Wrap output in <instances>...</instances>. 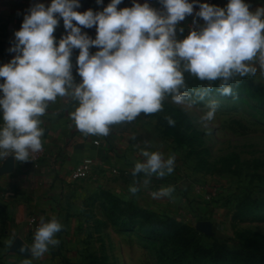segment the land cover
Here are the masks:
<instances>
[{"label": "clouds", "instance_id": "obj_1", "mask_svg": "<svg viewBox=\"0 0 264 264\" xmlns=\"http://www.w3.org/2000/svg\"><path fill=\"white\" fill-rule=\"evenodd\" d=\"M121 3L111 0L103 11L81 13L75 10L80 0H51L47 7L37 3L28 10L9 49L17 55L0 66V160L11 155L18 162L29 161L31 153L42 150L41 117L58 97L76 102L69 118L81 133L108 136L114 125L162 110L168 97L191 107L214 90L233 96L234 84H239L236 77L264 73V6L250 11L245 0H228L223 8L200 0H159L163 10H157L147 0L143 4L132 0V7L118 10ZM197 4L195 16L203 25L179 38L177 31H185L180 22ZM59 17L67 35L57 42L53 33ZM80 26H96L95 39ZM90 46L100 50L90 54ZM73 49L80 50L79 83L72 73ZM185 74L209 83L192 89ZM212 82H218L215 89ZM218 108L217 99L208 100L202 119H214ZM141 155L144 159L135 162L132 175L143 173L145 184L153 175L165 177L174 171V155L165 158L147 149ZM138 191L136 184L129 187L131 194ZM174 191V186H165L151 196L171 197ZM62 228L55 217L47 221L42 217L31 245L20 251L42 257L50 246L59 245L56 234Z\"/></svg>", "mask_w": 264, "mask_h": 264}, {"label": "rangeland", "instance_id": "obj_2", "mask_svg": "<svg viewBox=\"0 0 264 264\" xmlns=\"http://www.w3.org/2000/svg\"><path fill=\"white\" fill-rule=\"evenodd\" d=\"M245 2L250 11L264 6V0ZM8 58L0 47V66ZM263 75L236 77L233 96L214 90L191 107L168 97L162 110L119 124L132 158L142 161L144 149L174 155V171L147 184L140 173L121 192L98 190L85 206L89 221L81 237L59 232V245L42 257L20 251L31 245L37 217L21 228L0 197V264H264ZM185 76L192 89L209 83ZM210 99L219 108L205 121ZM133 184L136 194L129 192ZM165 186L175 187L171 197L151 196Z\"/></svg>", "mask_w": 264, "mask_h": 264}, {"label": "crops", "instance_id": "obj_3", "mask_svg": "<svg viewBox=\"0 0 264 264\" xmlns=\"http://www.w3.org/2000/svg\"><path fill=\"white\" fill-rule=\"evenodd\" d=\"M110 2L111 0H103L102 4H97L96 0H80V7L75 10L83 13L92 9L95 13L103 11ZM137 2L143 4L145 0ZM147 2L151 7L163 10L159 0ZM37 3H43L47 7L51 0H0V47L4 46V51L10 53L8 63L17 55L9 51L14 45V33L20 30L25 14ZM227 3L228 0H223L224 7ZM132 6V0H122L117 9ZM197 11L199 8H194L193 14L185 17V22L192 23L195 19L203 25V19L195 16ZM58 19L53 33L57 42L67 35L63 18ZM80 27L82 33H87L95 39L96 26ZM187 34L188 31L185 35ZM182 36L183 34L179 38ZM98 50L100 49L97 46H90L89 49L90 54H95ZM79 51L73 49L70 57L76 83L82 80L78 75L76 63ZM257 67L259 69L258 65ZM76 106V102L69 97H58L56 102H50L48 110L41 117L44 153L37 163H33L30 158L29 161L18 162L11 155L4 161L0 160V197L4 198V204L13 222L21 223V228L25 227V221L32 216L37 217V223L41 222L42 217L46 221L55 217L63 225L60 231L62 237L80 238V230L88 225L89 221L85 206H92L93 199L98 196V190L120 191L125 180L133 177L129 174L138 160L132 158L130 146L125 135L120 133L119 125L112 126L108 136L84 135L69 118V113L74 111ZM86 159L95 162L89 177L73 181L72 173ZM114 170L117 172L114 173ZM30 233L28 230L29 237Z\"/></svg>", "mask_w": 264, "mask_h": 264}, {"label": "built area", "instance_id": "obj_4", "mask_svg": "<svg viewBox=\"0 0 264 264\" xmlns=\"http://www.w3.org/2000/svg\"><path fill=\"white\" fill-rule=\"evenodd\" d=\"M200 3H208L210 5H215L218 7L223 8V0H200ZM194 8H199V5H194ZM199 25H201L200 23L196 22L195 24L192 23H186L185 20L180 22V26L183 27L185 29L183 35H185V33H187V31L189 32L190 30L198 27ZM177 35L178 37H180V33L179 31H177ZM43 144V142H42ZM96 144H98V142H96ZM44 153V147L42 148V150L35 152V153H31L30 154V159L33 161V163H37L41 157V155ZM95 162L92 159H86L84 160L80 165H78V167L74 170V172L71 175V179L73 181H81L84 179H87L89 177V172L92 170V168L94 167ZM117 170H114V173H116ZM37 221V220H36ZM36 228L40 225V223H35Z\"/></svg>", "mask_w": 264, "mask_h": 264}]
</instances>
